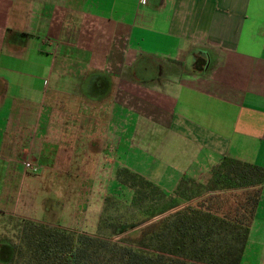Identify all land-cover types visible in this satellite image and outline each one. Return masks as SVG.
<instances>
[{"label": "crops", "instance_id": "obj_1", "mask_svg": "<svg viewBox=\"0 0 264 264\" xmlns=\"http://www.w3.org/2000/svg\"><path fill=\"white\" fill-rule=\"evenodd\" d=\"M152 150L175 187L264 167V0H0L3 218L96 231ZM242 264H264V187Z\"/></svg>", "mask_w": 264, "mask_h": 264}, {"label": "trees", "instance_id": "obj_2", "mask_svg": "<svg viewBox=\"0 0 264 264\" xmlns=\"http://www.w3.org/2000/svg\"><path fill=\"white\" fill-rule=\"evenodd\" d=\"M117 180L138 215L103 213L98 229L112 221L110 236L27 219L12 264H242L264 167L225 156L206 182L183 177L170 193L128 167Z\"/></svg>", "mask_w": 264, "mask_h": 264}, {"label": "rangeland", "instance_id": "obj_3", "mask_svg": "<svg viewBox=\"0 0 264 264\" xmlns=\"http://www.w3.org/2000/svg\"><path fill=\"white\" fill-rule=\"evenodd\" d=\"M167 152L156 153L153 150L150 152H141L137 151L132 155L134 159L129 161L128 168L131 166H140L136 168V170L144 176L151 177L152 181L162 187L166 192L170 193L175 188V184H168L169 179L167 175L171 168H169L170 161L166 159L164 156ZM139 154V155H138ZM160 155V156H159ZM162 155V157H161ZM156 156V157H154ZM152 157V158H151ZM134 168V167H132ZM44 183H40L35 187V191L38 193V197L45 196L48 194V188L51 187V183L48 182V179L45 178ZM50 183V184H49ZM53 189V188H52ZM117 189L121 194L125 192H129L124 186H119ZM132 192V190H130ZM43 202L42 199H37V202ZM127 198L124 196L121 201H106L107 208L103 209V213H107L111 218L121 217L122 219H127L131 216L138 215V211L134 205L127 204ZM108 203V204H107ZM105 206V207H106ZM102 213V214H103ZM2 219H0V264H12V260L14 258V247L21 243L20 237L22 234L23 225L27 219L16 218L11 216H6L3 218V215H0ZM120 218V219H121ZM111 222L105 224L104 229H97L96 231L89 232L90 234H101L103 236H110L113 232V227ZM16 259L20 263H24V258H20L18 254H16Z\"/></svg>", "mask_w": 264, "mask_h": 264}, {"label": "built area", "instance_id": "obj_4", "mask_svg": "<svg viewBox=\"0 0 264 264\" xmlns=\"http://www.w3.org/2000/svg\"><path fill=\"white\" fill-rule=\"evenodd\" d=\"M21 163L24 168L30 173H38L40 170V166L29 157L22 159Z\"/></svg>", "mask_w": 264, "mask_h": 264}]
</instances>
